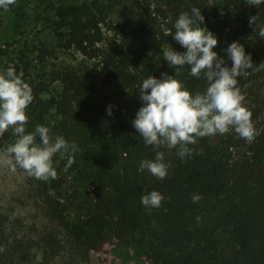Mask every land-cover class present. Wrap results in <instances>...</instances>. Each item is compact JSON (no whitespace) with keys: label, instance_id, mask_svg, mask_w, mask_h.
<instances>
[{"label":"trees","instance_id":"trees-1","mask_svg":"<svg viewBox=\"0 0 264 264\" xmlns=\"http://www.w3.org/2000/svg\"><path fill=\"white\" fill-rule=\"evenodd\" d=\"M98 1L51 2L46 19L66 47L73 46L90 58L100 56L106 77L124 86L111 106V115L107 95L88 69L60 72V97L51 100L41 95L39 85L22 77L34 97L27 108L26 130L47 126L52 136L62 135L69 142L75 141L78 148L67 171V156L58 153L53 158L58 175L44 192L50 214L66 220L68 206L61 199L80 181L93 189L78 195L75 188L68 195L79 199L76 207L80 211L72 222L77 228L70 238L74 249L94 238L119 236L124 245L148 243L146 254L152 264H204L210 255L219 264H264V103L245 101L252 113L254 140L248 142L229 132L217 134L216 144L207 136L197 138L196 144L189 145L193 153L184 159L175 148L146 145L132 124L143 106L139 84L150 75L161 78L159 54L168 42L186 51L173 38L174 23L181 12L201 7L202 0H191L194 5L189 0H165V8L158 13L148 4L140 5L136 27L108 49L99 46L103 31L95 11ZM224 1L235 19L228 17L222 26H210L204 17L201 23L217 37L213 50L231 67L226 49L237 41L251 54L254 67L264 65V38L248 27L250 17L256 15L264 24V3L257 7L245 0ZM201 13L205 15L207 10ZM169 31L173 33L168 35ZM8 54L7 46H0V57ZM24 64L27 67L28 63ZM189 73L188 67L178 78L193 94L202 92L206 87L203 77ZM51 109L60 116L53 124L48 120ZM157 151H163L165 162L170 164L162 180L140 168L142 161L154 160ZM152 190L164 197L159 208H146L141 203L142 195ZM193 197H197L195 202ZM203 201L211 202L216 211L218 239L209 235L205 241L200 234L198 214ZM43 241V245L33 247L25 240L8 241L0 236V264H32L38 252L48 259L50 252L61 249L52 234Z\"/></svg>","mask_w":264,"mask_h":264},{"label":"rangeland","instance_id":"rangeland-1","mask_svg":"<svg viewBox=\"0 0 264 264\" xmlns=\"http://www.w3.org/2000/svg\"><path fill=\"white\" fill-rule=\"evenodd\" d=\"M80 0H16L9 6L8 11L0 9V46L8 48V55L0 57V71L13 67L17 74H23L29 82L40 86L41 95L47 99H57L62 90L58 74L66 69L90 70L96 81L107 95L109 106H114L116 98L124 89L114 79L107 78L102 71V58H90L82 54L75 47H66L64 40L55 35L52 24L46 19L48 5L51 2L62 3ZM191 2V0H189ZM202 6L207 10L204 17L210 26H222V23L231 17L224 0H202ZM148 4L155 12L165 8V0H99L95 8L103 31V40L99 46L108 49L121 43L124 37L136 27L140 5ZM194 5L195 3H192ZM197 7V6H195ZM235 19V17H231ZM167 21V20H165ZM165 27V24L163 25ZM239 27V26H238ZM255 29V25L248 26ZM258 30V29H257ZM259 32V30L257 31ZM172 47L180 50L174 43L168 42L164 48ZM162 73L173 75L175 68L171 67L159 54ZM24 62L28 63L25 67ZM188 66L180 69L185 72ZM162 78V77H161ZM243 80V81H242ZM245 101L264 103V65L249 72L243 79H238ZM60 116L55 109H51L48 120L53 124ZM229 133L238 136L234 130ZM210 142H218L217 135L207 136ZM16 137L9 129L0 137V152L13 143ZM245 140V139H244ZM55 166V164H54ZM149 176H153L145 169ZM52 178L39 180L28 176L23 169L17 166L11 171L8 165L0 163V236L12 240H25L30 246L37 247L44 244L43 237L52 234L58 238L61 249L59 252H50L48 259H43L41 252L37 253L32 264H152L146 254L149 246L144 241L122 244L119 236L109 240L94 238L85 246L72 248L71 232L77 228L74 225L79 209L76 205L79 199H70L68 195H86L92 192L80 181H76L73 188L65 192L61 199L68 206L64 222L53 217L48 208L45 187L49 186ZM200 234L207 241L209 235L220 236L217 225L216 211L209 201L201 202L198 214ZM196 264V263H193ZM204 264H219L213 255L204 258Z\"/></svg>","mask_w":264,"mask_h":264},{"label":"clouds","instance_id":"clouds-1","mask_svg":"<svg viewBox=\"0 0 264 264\" xmlns=\"http://www.w3.org/2000/svg\"><path fill=\"white\" fill-rule=\"evenodd\" d=\"M248 5L260 6L264 0H245ZM16 0H0V9L9 10ZM201 9L192 7L190 12L183 11L174 23V40L184 52L167 47L162 50L163 58L175 68V73H162V78L153 75L143 78L139 84L140 99L143 101L132 121L133 127L142 136L148 146L159 149H177L181 159L191 156L193 149L189 145L197 143V138L224 135L234 130L240 138L251 142L255 138L252 113L245 104V95L238 85V78L249 70H255L251 54L233 41L226 49L232 65L228 67L224 58L218 57L213 49L218 40L206 27ZM255 25L259 36L264 38V24L259 23V15L249 19V25ZM169 31L167 34H172ZM261 65V64H260ZM259 65V66H260ZM188 66L192 77L206 82L205 89L193 94L178 77L180 69ZM9 66L0 71V137L9 129L16 137L15 141L0 152V163L8 165L15 172L17 166L28 176L39 180L56 179L57 171L53 158L58 153L67 156L64 171L75 162L74 153L78 150L75 141L69 142L62 135L52 136L50 129L36 125L27 131V108L32 103L33 91L30 85ZM108 114L111 115V106ZM39 137V143H37ZM163 151H157L154 160L142 161L140 168L147 169L158 179H164L170 167L165 162ZM54 194V193H50ZM197 197H193L194 202ZM163 195L152 190L142 195L141 203L146 208H159Z\"/></svg>","mask_w":264,"mask_h":264}]
</instances>
